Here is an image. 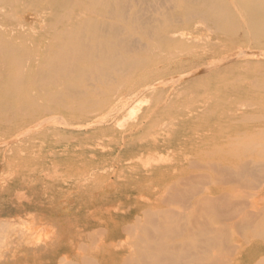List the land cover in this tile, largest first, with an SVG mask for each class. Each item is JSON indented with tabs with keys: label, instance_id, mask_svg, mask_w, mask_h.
I'll return each mask as SVG.
<instances>
[{
	"label": "rangeland",
	"instance_id": "374dc122",
	"mask_svg": "<svg viewBox=\"0 0 264 264\" xmlns=\"http://www.w3.org/2000/svg\"><path fill=\"white\" fill-rule=\"evenodd\" d=\"M49 1L0 0V264H264V0Z\"/></svg>",
	"mask_w": 264,
	"mask_h": 264
},
{
	"label": "bare ground",
	"instance_id": "6f19581e",
	"mask_svg": "<svg viewBox=\"0 0 264 264\" xmlns=\"http://www.w3.org/2000/svg\"><path fill=\"white\" fill-rule=\"evenodd\" d=\"M57 2L58 1H56V0H50L49 1V4L51 5V6H53L52 7V9H53V14H52V17H51V19H50V21H49V25L51 26V28L52 27H54V26H56V25H58V24H61V22L63 23L64 22V24H63V29H65V30H67V15L66 14H63V15H61L59 12H57ZM237 3H239V1H237L235 4H237ZM240 11V10H239ZM244 14H246V11H240V13H239V15L241 16V15H244ZM60 36V35H59ZM52 38H53V40L52 41H56L57 42V40L59 39V40H61L59 37H57V35H56V33H55V35L53 34L52 35ZM67 38V37H66ZM60 41H58V43H59ZM63 54H60V53H55V54H53V55H51L52 57H50V60H52V61H56L57 59L59 60L61 57H63L62 56ZM64 56H66L67 57V55L66 54H64ZM70 56V55H69ZM72 56V55H71ZM73 57H74V55H73ZM68 58V57H67ZM71 58V57H70ZM28 60V59H27ZM4 66V65H3ZM62 67V66H61ZM205 198V197H204ZM10 212H12V211H10ZM14 213H16V214H21V212H22V209H21V207H18V208H16V210H14L13 211ZM11 214H13V213H11ZM128 230H129V228L127 227V229H119L118 231L116 230V229H113L112 231H110V233H111V235H110V239H115V238H117V236L119 235V234H122V233H126V232H128ZM11 252H13V251H11ZM10 255H15V254H8V255H6V256H10ZM17 256H20V255H17ZM9 260L10 259H6V258H4L3 259V263H6V262H9Z\"/></svg>",
	"mask_w": 264,
	"mask_h": 264
}]
</instances>
